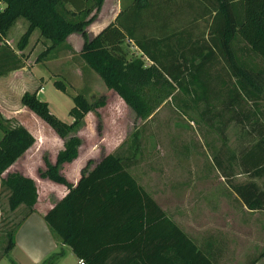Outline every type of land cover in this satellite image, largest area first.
Returning a JSON list of instances; mask_svg holds the SVG:
<instances>
[{
  "label": "trees",
  "instance_id": "1",
  "mask_svg": "<svg viewBox=\"0 0 264 264\" xmlns=\"http://www.w3.org/2000/svg\"><path fill=\"white\" fill-rule=\"evenodd\" d=\"M104 1L0 0V76L26 66L27 58L18 54L6 38L8 30L22 17L29 27L17 44L19 50L27 47L29 37L39 29L41 36L51 41L37 59L43 61L65 44L69 35L80 34L85 39L81 57L107 88L116 91L142 119H148L169 99H176L182 89L192 91L204 102L199 126L203 123L223 134L235 118L251 125L260 123L254 120L258 117L256 112L245 110V103L252 100L257 104L264 99V0H200L206 13L212 15L211 35L203 42L186 38L175 40L170 36H138L149 19L145 15L149 0H135L115 22L91 39L88 26L96 19V14L88 18L91 6L98 12ZM127 40L134 41L152 64L147 65L141 57L129 60L124 46ZM215 59L221 60L219 68L215 66ZM55 86L66 91L61 82H55ZM191 86H197L199 91ZM39 90L25 92L21 101L65 139L56 163L47 161L46 169L40 170L42 178L69 189L45 215L49 228L63 245L70 246L85 264H137L132 255L118 259V249L121 251L124 243L131 249L140 232L155 228L159 249L157 264H215L162 209L120 155L108 154L93 170L86 172L88 165L77 185L69 182L61 166L78 157L82 143L73 130L88 112L105 107L107 102L103 97L90 101L84 95L75 96L74 106L69 111L73 122L67 123L38 97ZM260 133L259 141L240 155L230 156L229 160L236 162L235 165L230 162L231 168L219 154L214 153L213 158L228 189L251 210H264V190L255 182L235 183L234 168L238 166L241 173L250 177L264 176V130ZM34 143V136L24 125L5 127L0 143V175ZM3 184L10 192L11 208L26 209L15 230L9 231L8 244L0 257V260L8 258L12 264H17L10 252L16 245L20 226L34 211L38 186L33 178L19 172H9ZM65 255L66 251L61 248L40 264H58ZM262 257L264 248L249 264H255Z\"/></svg>",
  "mask_w": 264,
  "mask_h": 264
},
{
  "label": "rangeland",
  "instance_id": "2",
  "mask_svg": "<svg viewBox=\"0 0 264 264\" xmlns=\"http://www.w3.org/2000/svg\"><path fill=\"white\" fill-rule=\"evenodd\" d=\"M134 1L121 0L120 10L131 6ZM104 3L98 12L92 5L88 18L96 14L97 20L103 10L106 13L110 5L113 7L115 0H108L105 6ZM170 10H173V15L177 13V18L181 16L175 22L176 28L186 31L197 26L196 38L202 42L209 39L212 15L206 13L204 8L205 17L199 22L195 21V12L202 11L199 7L192 9L182 6L181 10L170 6ZM178 10H181V14H178ZM147 12L145 15L149 18V9ZM149 20L144 28L141 27L138 36L155 35ZM28 27V21L20 17L7 35L9 40L13 39L12 46L18 54L27 58V63L23 72L1 86L12 109L0 102V143L5 135V127L18 124L28 128L35 143L0 175V257L8 244L9 231L15 230L26 212L22 206L11 208L10 192L3 184V178L9 172H19L42 180L40 170L46 169L47 161L56 163L57 154L65 144V139L27 106L26 109L16 108L23 105L21 99L25 92L34 93L40 89L38 97L67 123L73 122L69 111L74 106L75 96L81 94L90 101L103 97L107 102L105 107L88 112L82 123L73 130L74 136L80 138L82 143L78 157L61 166L67 179H72L78 172L82 173L89 165L88 172L110 153L118 154L161 205L173 213L186 211L179 220L198 242L211 237L216 244L227 249L225 258L229 262L224 264H249L264 248V210L245 209L239 198L228 189L213 158L214 153L219 154L225 160V165L231 168L230 164L235 165L236 162L230 161V156L240 155L259 141L260 132L264 130V99L257 104L252 100L245 103V110L258 114L254 120H259V124L251 125L235 118L223 134L203 123L202 126L198 125L204 102L192 91L182 89L178 91L176 99H169L148 119H142L116 91L107 88L101 77L81 57L85 43L81 35L71 37V41L67 39L49 58L38 61L39 55L51 45V41L42 37L40 30L36 29L29 37L27 47L19 50L17 44ZM124 46L129 60L141 57L147 65L152 64L134 41L131 44L127 40ZM219 59L214 61L217 68L220 66ZM55 82H61L66 91L58 89ZM195 87L199 91L197 86H191L192 89ZM234 171L235 183L255 182L264 190V176L250 177L241 173L238 166ZM14 254L10 252L11 256L20 255L26 260L18 250ZM0 264L12 263L8 258H3Z\"/></svg>",
  "mask_w": 264,
  "mask_h": 264
},
{
  "label": "crops",
  "instance_id": "3",
  "mask_svg": "<svg viewBox=\"0 0 264 264\" xmlns=\"http://www.w3.org/2000/svg\"><path fill=\"white\" fill-rule=\"evenodd\" d=\"M107 2L108 0H105L104 6ZM120 5L121 0H115V4L113 5V7L110 5L108 10H106V13H104L105 10H103L104 12L101 13L97 20H94L88 26V34L91 37H95L99 33H101V31L106 28L109 24L115 22L116 19L114 18L116 16H119V13L124 10H120V7L122 8V6ZM4 6L5 4L2 3V7ZM170 6L181 10L182 6L188 8L190 7L192 9L199 7L202 9V11L200 13H198V10L195 12V21L199 22L201 21V18L204 19L205 17L203 12L204 5L202 4V2H200V0H149V24L153 29V32L155 34L154 36H170L175 40L176 38H186L189 41L191 39L193 41L198 40L195 36L197 26L189 28L186 31H184L183 29L176 28L175 22L176 20L178 21L181 16L177 18V13L176 15H173V10H170ZM181 10H178V14H181ZM11 28L9 30H11ZM9 30L6 34V38L7 42L12 46L13 39L9 40L7 37V35L9 36L10 34ZM77 35L80 36V34L77 33L69 35L68 41H71V37ZM24 69H26V66L21 69L12 71L7 75L0 76V102L4 103L6 107H9L11 109L12 105L10 107V104L8 103V98H6L5 93H3L4 90L1 88V86L6 85L11 77L20 74L21 72H23ZM20 107L26 109V106L24 105L16 106V108ZM100 161L93 165V167L89 171L93 170ZM65 164L68 163L66 162ZM81 177L82 173L78 172V174H76V176H74L72 179L68 177V180L75 186L77 185ZM32 178L35 179L38 186V201L34 206V211L30 214L29 217H27V219H25V221L20 226L16 235V245L11 250L12 255L15 253L16 250L20 251L23 256L26 257V260H24L20 255H10L11 258L17 264H40L47 256L63 248L66 251V255L59 261L58 264H80V258L76 255L73 249L68 245L62 244L60 239L49 228L45 220V215L55 206L57 202L62 200L68 194V187L64 184H60L49 179L41 178L42 180H39L34 177ZM149 192L153 195L151 191ZM153 197L157 201L154 195ZM160 206L166 213H168L170 217L177 221V223L185 230V232L188 233V235L196 242L199 248H201L206 254L209 255V257L215 262V264H224V262H229L225 258L227 251L226 248H222L223 246H221L220 244H216V242L212 240L211 237L203 238L201 242H198L196 238L193 237L184 228L179 219H181L183 214H185V210H179V212L173 213V211L168 209L167 207H164L161 204ZM245 209L249 211L251 210L247 207ZM189 214H191L190 211ZM145 231L146 230L144 229V231L140 232L138 237L133 240L131 249L128 248L129 244L127 243H124V246L122 247L121 251L118 249V259L122 257L127 258L132 255V259L137 261V264H157V262L159 261V249L157 245L156 236L157 232L155 231V228H152V230L147 229V231ZM166 248L167 247L165 245L164 255H166ZM252 260L253 259H251L250 262ZM255 264H264V257L256 261Z\"/></svg>",
  "mask_w": 264,
  "mask_h": 264
},
{
  "label": "built area",
  "instance_id": "4",
  "mask_svg": "<svg viewBox=\"0 0 264 264\" xmlns=\"http://www.w3.org/2000/svg\"><path fill=\"white\" fill-rule=\"evenodd\" d=\"M129 42H131V44H132V40H129ZM80 264H85V261L83 260V259H80Z\"/></svg>",
  "mask_w": 264,
  "mask_h": 264
}]
</instances>
